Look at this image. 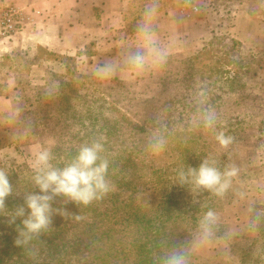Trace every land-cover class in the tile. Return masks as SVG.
<instances>
[{
  "label": "rangeland",
  "instance_id": "rangeland-1",
  "mask_svg": "<svg viewBox=\"0 0 264 264\" xmlns=\"http://www.w3.org/2000/svg\"><path fill=\"white\" fill-rule=\"evenodd\" d=\"M171 2L172 0H159V7L164 5L163 10L169 11L172 7ZM161 17L159 14L158 18ZM221 36L228 41L236 40L227 34ZM259 40L261 41L259 48H252L241 42L243 47L252 51L261 62L256 77L248 78L245 97L242 100L239 93H233V96L224 98L229 114L223 109L216 112L218 129L225 132L237 126L238 121L234 116L239 112L245 123L243 139L227 149L221 148L214 140V134L207 129L204 137L195 135L194 128L190 136L189 133L187 135L190 130L186 129L185 119L182 120L180 129L171 128L167 131L157 128L158 122L163 121L161 106L164 100L173 99L184 93V87L179 86L181 79L172 76L170 72L173 70L174 73H179L183 68L181 55L171 56L167 62L169 64L167 69L165 66L158 72L144 76L149 79L151 77L154 81L161 82L160 84L142 81L139 84L126 85L130 95L149 103L129 104L131 113L123 119L128 118L137 130L144 129L146 132L134 133L133 138H130L129 124L114 115L108 121L102 120L101 125L110 128L108 135L102 136L106 156L112 162L118 160L130 162L129 171L126 173L127 181L121 187L116 186L115 192L119 195L117 205L125 204L131 213L120 222L118 219L117 222L116 220L98 222L95 232L86 234L83 231L82 239L80 237L82 229L86 224L96 221L93 216L82 215L79 212L82 219L76 220L70 212V207L76 211L80 208L69 202L63 209L70 213V216L64 217L54 213L52 225L47 231L27 245L16 246L14 241L22 227L20 223L22 218H17L15 223L10 224L12 209L23 205L24 195L39 191L31 180L33 173L30 164L34 150L32 144L51 147L52 150L54 143L47 140L40 143L32 138L29 141L28 130L18 134V121L14 126L0 122V168L7 170L14 188L13 194L6 199L5 209L0 210V245L3 244L0 255L5 259L4 264H155V254L161 248L171 247L177 242L186 247L189 264H264V221L258 230L254 232L246 230L250 215L247 211L249 205L264 209V142L258 141L259 127L264 121V37H260ZM7 41L9 40L0 41V47ZM8 58L3 61L0 58L2 61L0 94L8 95L12 98L14 107L18 106L21 109L24 107V93L20 94L14 90L6 68V65L14 63V58L11 56ZM40 77V75H35L33 79L30 77L33 88L42 86V89H45L44 84H37ZM163 79L167 85L165 91L162 90ZM113 80L101 81L102 87L107 89ZM78 91L81 92L80 89ZM45 108L49 111L48 121L52 123V132L63 140L60 151L53 153L56 165L62 166L76 154L77 146L90 142L96 136L86 118L78 123L73 119L87 117L86 115L82 116L79 113L74 115L67 107V117L64 119V112L57 110L52 102L45 103ZM231 111L233 116H230ZM56 123H61V127ZM113 123L119 125L117 131ZM157 129L167 140L165 150L159 155L153 154L148 148L149 137ZM13 139L30 148L21 149L18 146L12 148L10 145L14 143ZM186 140L191 141V144ZM226 155L228 161L225 162L235 164L240 172L223 198L216 197L207 190L196 189L193 185L179 182L178 172L181 169L198 167L205 158H214L223 169L225 163H219V160ZM151 162L152 166L149 164ZM160 170L177 172L170 173L172 177L162 180L161 174L156 173ZM238 192L245 193V198L240 199ZM178 193L179 197H176ZM167 195H170V198ZM63 199L57 197L53 203L60 205ZM209 200H212L211 209L219 214L220 219L211 242L201 245L198 242V221L204 213L194 212L204 210L200 205ZM160 209L171 210L164 214ZM27 211L29 210L26 209V214ZM134 219L137 221L134 222ZM145 225L146 228H143ZM233 230H237V234L232 235ZM82 240L87 245L85 248L78 246Z\"/></svg>",
  "mask_w": 264,
  "mask_h": 264
},
{
  "label": "clouds",
  "instance_id": "clouds-1",
  "mask_svg": "<svg viewBox=\"0 0 264 264\" xmlns=\"http://www.w3.org/2000/svg\"><path fill=\"white\" fill-rule=\"evenodd\" d=\"M159 9V0H147L135 28L133 46L122 58H111L98 63L92 70V75L96 79L107 81L120 77L132 83L138 78L162 70L167 65L171 53L161 44L156 31ZM58 91L57 82L46 90V94L52 96ZM190 103L193 109L189 120L190 126L211 131L218 145L227 149L234 142V137L223 129H218L217 113L208 103L207 91L203 86L194 91ZM20 111L18 106L11 108L4 114L5 122L9 126H14L20 118ZM166 145L167 140L159 129L149 137L148 148L155 155L161 154ZM104 153L102 136L81 144L76 154L62 166L53 163L51 147L34 148L30 164L33 173L31 180L39 191L24 195L23 205L17 206L9 219V223L13 224L17 218H22V227L14 241L16 246L27 245L47 231L52 225L54 213L64 217L71 215L63 208H53L52 204L57 197L64 198L63 204L72 202L87 207L103 200L115 190L111 179V161ZM239 172L240 169L235 164H226L221 169L217 161L209 157L198 167L181 169L178 172V179L181 184H190L196 189L207 190L216 197L223 198L232 187L233 180L239 176ZM13 191L9 173L0 168V210L5 209L6 199ZM237 195L240 199L245 198L243 192H238ZM26 209L29 210L27 214ZM247 211L250 215L246 230L254 232L264 221V209H258L250 204ZM74 218L82 219L80 215H74ZM219 219V214L211 208L199 219L198 242L201 245L211 242ZM231 234H237V230H233ZM154 259L155 264H189L188 251L179 242L171 247L161 248Z\"/></svg>",
  "mask_w": 264,
  "mask_h": 264
},
{
  "label": "trees",
  "instance_id": "trees-1",
  "mask_svg": "<svg viewBox=\"0 0 264 264\" xmlns=\"http://www.w3.org/2000/svg\"><path fill=\"white\" fill-rule=\"evenodd\" d=\"M137 2L138 3L133 6L132 12H130L126 18L128 21V27L132 32H135L136 25L140 20L142 9L147 0H139ZM164 7L165 6L162 5L159 11L167 13L168 9L164 11ZM163 13L159 14L163 16ZM161 18H158L156 21V30L161 22ZM252 53V51L245 49L238 40L228 41L224 36H217L207 43L200 53L194 56H184L183 54H179L181 55L180 58L182 60L183 68L179 73H174L173 70H170V72L172 73V76L181 79L179 86L181 88L184 87V93L179 94L178 97H173V99L164 100L161 106V118H163V121L161 123L158 122L157 128H163L164 130L167 129V131H170L169 129L171 128L180 129V124L182 120L185 119L187 120L185 121L186 129L190 130L186 134L188 135L189 133L190 136V132H192L193 129L189 124L190 116L193 111L190 101L194 91L201 86L206 89L208 103L215 109V111L218 112V109H220V111L223 109L226 114H229V112L226 111L227 101L224 98L233 96V93H239L243 100L248 88V78H255L258 74L257 69L260 68L261 62ZM8 56L10 55L2 57V61L3 59H9ZM11 57L14 58V63L6 65L7 73H9L8 75L10 78H14L15 80L14 90L18 91L20 94H22V92L24 93V107L20 109V120L23 123L24 131L28 130L29 141H31V138L40 143H43V140L52 141L54 143V148L52 149L54 154L61 149L63 140L52 132V123L50 124L48 121L49 111L45 108V103L48 102H52V104L57 107V110H62L64 112V119L67 117V107L71 109L74 115H77L78 113L82 114V116L86 115L87 117L73 119L76 121L75 123H78L86 118L90 122L92 132L96 138L101 136L106 137V135H108L107 133L110 128H105V125H101V121H108L111 119L112 115L121 118L124 123L129 124L130 138H133L134 133L138 134L139 132H146L143 131L144 129L141 131L137 130V127L131 123V120L123 118L131 113L129 104L134 102L141 104L149 102L146 100H138L133 95H130L126 88V84L121 81L113 80L111 83L112 85L108 86L107 89H104L100 80L95 77L90 78L89 75L81 72L77 66H70L67 75H51L48 84L43 87L45 89H42V86L41 88H33L29 74L30 67L33 64L32 59L30 60V58L19 54ZM169 59H171V56ZM168 67L169 64L166 65V69ZM164 81L165 80L163 79V91L167 89V85H165L166 83ZM57 82L59 84V91L52 96L45 94V91L54 86ZM77 89H80L81 92ZM87 93H89V95ZM0 96L8 97V95L5 94H0ZM230 116H233L232 111ZM234 117H236L238 121L237 126L235 128H229V130L226 131L228 135L234 137V142L231 145L238 141L240 142L244 135L245 123L241 117V113H237ZM109 123H111V121H109ZM177 124H179V126ZM56 125L61 127V123H56ZM113 125L116 126L117 131L119 125L114 123ZM176 125L177 127H175ZM194 134L204 137L206 131L203 128H200L199 130L195 129ZM198 140L202 141L200 138H198ZM186 141L191 144V141ZM258 141L264 142V121L259 127ZM16 142L20 143L18 140H16ZM76 148L78 149L79 146ZM132 149H134V147H132ZM104 154L106 155V153ZM124 154H126V152ZM55 160L56 159L54 158V164H56ZM225 161H228V155L221 157L219 163L223 162L226 165L227 163ZM152 163L153 162L149 164L152 166ZM129 167V161H111V179L115 187H121L124 185L125 181H127L126 173L129 171ZM174 172L177 171L160 170L156 173L161 174L162 180H166V177H172L173 175L170 173L173 174ZM115 191L116 190L108 194L103 200L94 202L87 207L72 203L74 204V207L78 206L80 208L76 211L70 207V212L73 215H79V212L82 215L93 216L94 221H96L92 224H86L80 233L81 239L84 237V232H86V234H89L91 231L95 232L97 225L99 224L98 222L100 221L118 219L120 222L125 220V218H128V215L131 212L127 209L125 204L122 203L121 205H117L119 195ZM167 196L170 198V195ZM176 197H179V193ZM57 200L59 201V198ZM211 204L212 200L204 201L200 205L204 207V210H199L194 213H205L211 208ZM66 205L67 204L63 203H60V205L55 203L52 204L54 209L63 208V206ZM170 210L171 209H160L161 213L164 214H168ZM14 211L15 209H12V214ZM118 220H116V222ZM136 221L137 219H134V222ZM17 223H19V220H17ZM143 228H146V225ZM2 245L3 244L1 243L0 249L2 248ZM78 246L85 248L87 245H85L82 240ZM4 262L5 259H2V256L0 255V264H4Z\"/></svg>",
  "mask_w": 264,
  "mask_h": 264
},
{
  "label": "crops",
  "instance_id": "crops-1",
  "mask_svg": "<svg viewBox=\"0 0 264 264\" xmlns=\"http://www.w3.org/2000/svg\"><path fill=\"white\" fill-rule=\"evenodd\" d=\"M139 0H9L25 10L28 24L0 47V58L22 55L32 59L30 77L48 84L50 76L67 75L70 66L92 75L94 67L107 59L122 58L134 44V33L126 20ZM183 0H172V7L163 13L157 28L162 45L170 56H194L217 36L230 35L236 40L259 48L264 37V0H196L197 14L183 15ZM169 56V57H170ZM3 72H5L3 68ZM15 85L14 78H10ZM146 79V80H145ZM160 84L149 78H138L129 83ZM14 107L12 98L0 96V122ZM21 112V111H20ZM21 114V113H20ZM24 131L18 120L17 132ZM10 146L30 148L16 142ZM37 144V143H36ZM32 144L35 148L39 144ZM30 145V144H29Z\"/></svg>",
  "mask_w": 264,
  "mask_h": 264
},
{
  "label": "built area",
  "instance_id": "built-area-1",
  "mask_svg": "<svg viewBox=\"0 0 264 264\" xmlns=\"http://www.w3.org/2000/svg\"><path fill=\"white\" fill-rule=\"evenodd\" d=\"M180 11L183 15L197 14L196 0H183ZM28 24L25 10L9 0H0V41L9 40L23 31Z\"/></svg>",
  "mask_w": 264,
  "mask_h": 264
}]
</instances>
